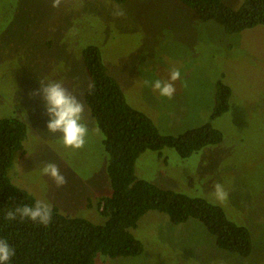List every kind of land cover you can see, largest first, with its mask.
<instances>
[{
    "label": "rangeland",
    "instance_id": "1",
    "mask_svg": "<svg viewBox=\"0 0 264 264\" xmlns=\"http://www.w3.org/2000/svg\"><path fill=\"white\" fill-rule=\"evenodd\" d=\"M238 9L243 0H222ZM123 10V16L114 13ZM97 46L108 74L127 103L147 115L162 135H180L209 121L218 81L232 90L230 108L211 124L220 144L181 158L172 148L147 150L135 162V176L162 189L199 197L223 208L249 229L253 249L241 257L218 249L195 219L173 225L149 211L132 234L143 245L137 257L98 255L97 264H264V26L229 34L201 21L174 0H0V118L26 124L23 149L8 171L14 185L70 218L104 224L98 209L112 193L104 134L87 106L90 80L82 52ZM180 79L168 99L145 81ZM63 80L84 105L88 133L81 149L65 147L47 129L49 116L41 79ZM56 163L67 183L57 187L40 169ZM227 193L218 199L214 184Z\"/></svg>",
    "mask_w": 264,
    "mask_h": 264
},
{
    "label": "trees",
    "instance_id": "2",
    "mask_svg": "<svg viewBox=\"0 0 264 264\" xmlns=\"http://www.w3.org/2000/svg\"><path fill=\"white\" fill-rule=\"evenodd\" d=\"M108 1L121 4L127 0ZM174 1L191 9L201 21H212L229 34L264 26V0H243L238 9L228 7L222 0ZM82 57L93 85L84 99L104 134L102 143L110 156L106 171L112 193L97 203L106 221L95 224L70 218L56 208H52L47 226L19 217L7 220V211L33 205L37 200L14 185L8 175L16 154L23 149L26 124L18 118H0V239H6L15 250L8 264H97L98 255L140 256L144 248L131 229L149 211L167 215L173 225L198 220L218 249L249 256L253 249L249 229L230 220L222 207L203 198L162 189L135 176V162L147 150L172 148L181 158H188L205 147L220 144L223 133L211 122L228 112L231 88L217 82L216 104L207 123L177 136L162 135L147 115L127 103L120 85L108 74L97 46H87Z\"/></svg>",
    "mask_w": 264,
    "mask_h": 264
},
{
    "label": "clouds",
    "instance_id": "3",
    "mask_svg": "<svg viewBox=\"0 0 264 264\" xmlns=\"http://www.w3.org/2000/svg\"><path fill=\"white\" fill-rule=\"evenodd\" d=\"M62 0H52V7L60 6ZM116 16H123V10L114 13ZM181 73L178 69H172L168 80L145 81L146 86H151L159 95L171 99L176 91L174 82L180 79ZM93 85H90L91 89ZM42 94L44 107L49 116L47 129L55 134L60 133L65 147L81 149L86 143L88 128L82 123L84 105L77 96L65 86L63 80L41 79L38 93ZM42 175L48 176L57 187L67 183L65 176L61 173L59 166L54 162H47L40 169ZM214 192L218 199H225L227 196L222 184H214ZM27 219L34 223L47 226L52 219L51 205L37 201L33 205L17 206L7 211L6 219L9 221ZM15 255V250L6 239H0V264H8Z\"/></svg>",
    "mask_w": 264,
    "mask_h": 264
}]
</instances>
